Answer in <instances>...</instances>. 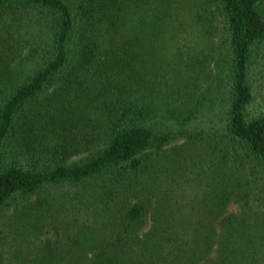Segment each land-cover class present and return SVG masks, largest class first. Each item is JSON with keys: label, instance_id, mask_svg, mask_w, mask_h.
I'll list each match as a JSON object with an SVG mask.
<instances>
[{"label": "trees", "instance_id": "trees-1", "mask_svg": "<svg viewBox=\"0 0 264 264\" xmlns=\"http://www.w3.org/2000/svg\"><path fill=\"white\" fill-rule=\"evenodd\" d=\"M263 60L264 0H0V264H264Z\"/></svg>", "mask_w": 264, "mask_h": 264}, {"label": "rangeland", "instance_id": "rangeland-1", "mask_svg": "<svg viewBox=\"0 0 264 264\" xmlns=\"http://www.w3.org/2000/svg\"><path fill=\"white\" fill-rule=\"evenodd\" d=\"M223 29L219 20L214 22V28H212V41L215 42L222 34ZM263 63V64H262ZM254 92L256 94V101L259 105L264 107V60L258 62L254 70ZM206 83L201 86V91L204 89ZM260 109V106L258 107ZM225 122L224 111L216 106L215 109L209 110L207 107L202 108L199 113L195 116L192 123L188 126L190 129L208 127V126H221ZM227 211H237L236 205L233 203L228 204L226 207Z\"/></svg>", "mask_w": 264, "mask_h": 264}]
</instances>
